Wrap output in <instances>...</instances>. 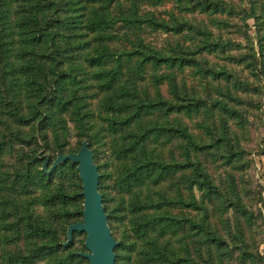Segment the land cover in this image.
<instances>
[{"label": "trees", "instance_id": "16d2710c", "mask_svg": "<svg viewBox=\"0 0 264 264\" xmlns=\"http://www.w3.org/2000/svg\"><path fill=\"white\" fill-rule=\"evenodd\" d=\"M163 1L0 0V264H88L83 243L73 249L83 233L64 246L68 227L83 219L77 167L66 161L47 173L86 139L94 160L107 156L97 165L98 191L118 243L115 264L264 261L253 248L257 218L246 194L230 173L216 182L202 161L243 170L225 117L245 128L235 107L250 91L233 83V96L231 75L200 62L203 52L231 51L230 42L212 41L188 18L204 15L218 29L252 21L256 50L239 61L256 81L252 94L264 99V0H167L177 13L166 19L142 12ZM145 31L197 42L158 48ZM193 68L205 99L180 78ZM209 79L227 86L218 85L216 98ZM214 114L219 131L205 122ZM196 117L204 119L195 125L200 136L184 122ZM71 128L76 151L68 148Z\"/></svg>", "mask_w": 264, "mask_h": 264}, {"label": "rangeland", "instance_id": "374dc122", "mask_svg": "<svg viewBox=\"0 0 264 264\" xmlns=\"http://www.w3.org/2000/svg\"><path fill=\"white\" fill-rule=\"evenodd\" d=\"M234 4H239L240 0H230ZM175 11L174 3L171 1L164 0L158 7H143L142 12H153L157 17L166 19V12ZM241 10L236 9V12L239 13ZM225 17V16H224ZM190 20L194 21V24H201L205 26L207 31L213 33L212 41L221 40L223 43L230 42L231 51L219 50L214 51L212 53L203 52L200 62L204 63L203 65H211L214 67L216 71H220L221 69L226 70L229 75H231L230 84L228 85V89L233 96L237 95L233 91V83L239 84L241 86H247V90L250 93L247 94H238L244 100V107L240 109V107H235V104H231L232 107L237 108L241 115L243 116V124L245 125L244 129H240L237 126L236 120L230 117H225L227 125L230 129V133H232V145L234 148H237L241 151V160L239 162L242 167V171L238 172L237 170H232L231 168L220 167V165L212 164L211 160L208 159L205 162L202 159L209 175L212 179L219 181L220 179L225 182L227 173L234 175L236 185L238 186L240 193L245 196V202L249 206V210L255 215L257 218L255 224L253 226V248L259 256L264 258V99L260 96H254L252 94L254 86H256V81L253 76L249 73L248 69L240 63L243 57L249 58L252 54L251 47L253 50H256V36L253 29V23L251 20L247 21V27L244 26L242 22L239 20H235L232 22L231 27L226 29H218L211 25L209 19L204 15H200L195 13L194 16H188ZM227 19V18H226ZM230 23V21H228ZM246 33V35H244ZM249 37L253 45L248 42L245 37ZM143 37L146 43H152L156 45L158 48H162L167 43L173 45L175 43H181L183 46H192L194 48L193 42H197L195 39L192 41H185L184 38L180 36H173L170 34H164L161 32L157 33H149L145 31ZM196 73L197 68H193V70H186L185 73L180 77L184 83L188 87L189 92H194L197 96L205 99L208 94L206 93L204 86L202 85V79L200 75H193L191 73ZM210 81L207 83V88L209 94L216 98L214 95L215 89H217L220 85L221 88H226L225 81H220V84L209 79ZM258 84V83H257ZM163 92L167 91L166 87L161 88ZM224 90V89H223ZM93 106H95L96 102H92ZM251 104V105H250ZM250 105V106H248ZM254 106L256 108H254ZM98 112L97 110L93 112V122L94 127L99 123L98 121ZM218 115L214 114L213 119H205V122L210 126L215 124V127L219 131V125L217 122ZM204 119L201 117H196L192 120L184 119V122L187 124L188 128L195 136H200L201 133L196 130V123L203 121ZM213 123V124H212ZM214 127V126H213ZM75 132L71 128L70 135L68 138L69 146L71 150H78L77 139L75 137ZM87 141L88 145H90L89 140ZM91 146V145H90ZM91 150H93V146H91ZM222 151V150H220ZM107 156L103 154L99 156V159L96 161L93 159V163L97 165H102L107 161ZM219 166V167H218ZM79 181V174L77 175ZM70 183V182H68ZM68 183H65L66 185ZM108 184V190L106 191L108 194L112 191L110 189L109 181L104 183ZM82 188V182L81 186ZM73 188V187H68ZM79 188V187H78ZM195 195L199 196L197 191L194 190ZM259 212L263 214L262 218L259 217ZM231 216V215H230ZM86 235L80 234L75 238L73 249H82V243L84 245ZM85 247V246H84ZM86 253H88L86 251ZM260 264H264V261Z\"/></svg>", "mask_w": 264, "mask_h": 264}, {"label": "water", "instance_id": "95a60500", "mask_svg": "<svg viewBox=\"0 0 264 264\" xmlns=\"http://www.w3.org/2000/svg\"><path fill=\"white\" fill-rule=\"evenodd\" d=\"M48 157L43 164L42 170L46 171ZM93 152L87 141H83L81 148L76 154L58 155L53 162L50 173L61 163L69 161L76 165L82 182L81 196L84 199L81 222L71 225L67 229L68 246L72 241L74 233L86 235L84 246L88 253L80 256L88 261V264H115L114 249L118 243L113 239L107 225V216L102 205V196L98 191L99 173L97 166L93 163Z\"/></svg>", "mask_w": 264, "mask_h": 264}]
</instances>
